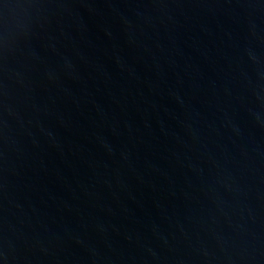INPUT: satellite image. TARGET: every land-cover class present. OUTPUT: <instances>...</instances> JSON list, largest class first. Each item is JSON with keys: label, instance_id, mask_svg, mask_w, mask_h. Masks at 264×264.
I'll return each instance as SVG.
<instances>
[{"label": "water", "instance_id": "water-1", "mask_svg": "<svg viewBox=\"0 0 264 264\" xmlns=\"http://www.w3.org/2000/svg\"><path fill=\"white\" fill-rule=\"evenodd\" d=\"M0 264H264V0H0Z\"/></svg>", "mask_w": 264, "mask_h": 264}]
</instances>
